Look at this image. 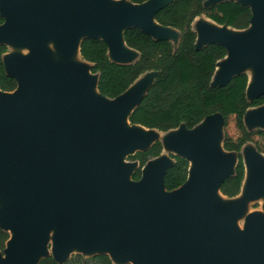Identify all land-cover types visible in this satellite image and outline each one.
<instances>
[{
  "label": "water",
  "instance_id": "water-1",
  "mask_svg": "<svg viewBox=\"0 0 264 264\" xmlns=\"http://www.w3.org/2000/svg\"><path fill=\"white\" fill-rule=\"evenodd\" d=\"M171 1L0 0L5 19L0 44L57 37L63 50L77 48L81 57L82 40L94 37L106 43L110 61L134 64L140 55L126 45V27L178 45L179 31L155 21L156 12ZM224 1L249 7V26L235 29L199 16L207 23H201L198 32L192 22L195 46L217 43L227 51L217 62L212 86L243 73L248 76L249 59L256 57L252 74L256 80L250 86L248 77L246 87L248 99L256 98L264 94V0H206L204 5ZM5 54L4 68L17 87L0 90V195L8 199L0 209V227L10 234L0 264H37L43 258L51 216L57 218L51 256L59 263L77 246L106 254L114 264H264V215L249 214L239 229L234 222L239 206L219 198L227 197L220 185L236 167L231 170V159L220 153L224 128L219 113L192 129L181 125L166 131L182 130L171 137L167 148L189 162L184 184L167 191L163 176L174 162L171 157L160 154L149 160L138 181L131 179L138 163L132 161L134 167L120 159L122 153L133 155L156 141L162 145L160 140L148 144L153 136L145 132L156 129L129 122L155 71L141 74L124 93L106 99L97 89L98 74L91 73L92 64L82 57L88 72L77 65L53 67L41 49L26 57L5 59ZM72 94L77 101L70 105L67 99ZM123 119L136 129L125 130ZM243 121L247 130H264V104L249 108ZM246 145L250 147L240 191L255 198L264 195V154L250 142L242 148ZM228 152L237 164L236 153ZM247 166L252 175L245 187Z\"/></svg>",
  "mask_w": 264,
  "mask_h": 264
},
{
  "label": "trees",
  "instance_id": "trees-1",
  "mask_svg": "<svg viewBox=\"0 0 264 264\" xmlns=\"http://www.w3.org/2000/svg\"><path fill=\"white\" fill-rule=\"evenodd\" d=\"M142 4L148 0H128ZM206 0H172L155 14V21L164 27L179 31V42L175 46L166 39H154L138 27L123 30L126 45L136 50L140 57L134 64H118L110 61L106 43L98 38H84L80 44L81 57L90 62L92 74H98L97 89L106 99H114L124 93L135 80L147 71H155L151 86L139 104L129 114V122L148 129L166 132L184 125L187 129L197 126L205 117L219 113L223 119V147L237 156L235 174L224 179L220 191L224 196L239 194L244 179V163L241 148L252 143L259 153L264 154V130H247L244 116L249 108L264 104V94L248 99L246 87L248 76L243 73L228 83L212 86L211 79L217 62L227 55L224 46L209 43L195 46L196 33L192 22L204 16L216 24L235 29H246L251 20V9L237 1H224L205 6ZM5 19L0 13V25ZM7 46L0 44V90L11 92L16 89V80L6 73L3 55ZM162 152L159 141L147 150L136 152L129 158L138 163L131 179L138 181L146 163ZM174 160L167 168L163 183L167 191L180 187L187 180L189 162L180 156L170 155ZM10 234L0 227V252H3ZM83 259L75 255L76 260ZM92 264H114L106 254L90 257ZM67 262V261H66ZM57 262L51 255L43 257L37 264H70ZM130 264V263H127Z\"/></svg>",
  "mask_w": 264,
  "mask_h": 264
},
{
  "label": "rangeland",
  "instance_id": "rangeland-1",
  "mask_svg": "<svg viewBox=\"0 0 264 264\" xmlns=\"http://www.w3.org/2000/svg\"><path fill=\"white\" fill-rule=\"evenodd\" d=\"M194 23V28L199 32V27L201 23H207L204 19L202 18H197L193 21ZM230 33L241 35L245 31H229ZM86 34H82V37H84ZM170 38L174 41L175 40V34L174 32L170 34ZM7 47L8 50L5 54V59L10 58V57H26L31 54V52L35 49H41L45 51L50 63L52 64L53 67H62L66 65H77L78 67H81L85 69V71L88 72V67L89 65L82 60L80 57L77 48H70L68 50H63L59 39L57 37H49L45 36L42 40L39 42L32 41L30 39H23L18 42H7ZM132 55H135L132 53ZM225 60L221 61L219 65H222V63ZM257 58L256 57H251L249 59V64L246 67V72L249 75L252 76L253 72L256 70L257 66ZM252 71V72H250ZM216 74L218 75V71H216ZM151 78V76H150ZM250 78V77H249ZM148 81V80H147ZM95 97L99 98L97 95H94ZM77 101V96L72 94L68 97L67 99V104H74ZM126 122V123H125ZM123 128L127 131H131L136 129L135 127L131 126L126 120L121 121ZM125 123V124H124ZM129 124V125H128ZM249 127H254V126H249ZM182 130H175V131H169V132H159L156 130L152 131H146L145 133H151L152 140L148 143L151 144L154 140H160L162 142V152L160 157L162 158H168L170 159V155L175 154L176 151L172 150L171 148H167V143L173 137L174 135H178L181 133ZM164 141H165V146H164ZM250 145H246L242 148L241 153L244 159V164L247 163V150ZM220 153L229 157L231 159V170H234V167L236 165V158L233 155V153L228 152L224 149H220ZM130 153H122L120 155L121 162L123 164H129L133 163L130 160ZM155 159L154 161H156ZM264 160V156H263ZM134 167L136 166V163H133ZM234 172V171H233ZM219 198L224 201L225 203H235L239 206V211L234 217V222L236 226L239 229H243L246 223L247 216L251 213H260L264 215V195L257 196L255 198H249L247 197L244 193L240 191V193L233 197V198H225L222 196H219ZM0 209L5 207L8 204V199L4 194L0 195ZM51 226L47 230L43 247H44V254L41 255V257H46L48 255H53L54 254V249H55V240H56V235H57V218L55 216H51ZM95 253H99L98 251H87V250H82L78 248L77 246H72L67 254L65 255V258L63 262L68 263L70 261V264H92L90 257L94 255ZM75 255H82L83 259L76 260L77 262H71L73 259H75ZM5 256L4 251L0 252V258L3 259ZM115 262H120V261H115Z\"/></svg>",
  "mask_w": 264,
  "mask_h": 264
},
{
  "label": "bare ground",
  "instance_id": "bare-ground-1",
  "mask_svg": "<svg viewBox=\"0 0 264 264\" xmlns=\"http://www.w3.org/2000/svg\"><path fill=\"white\" fill-rule=\"evenodd\" d=\"M206 19V18H205ZM209 21V23H212V24H214L213 22H211L210 20H208ZM215 25V24H214ZM249 85L251 86V85H253L254 84V82H255V80H256V77H253V75L251 76V75H249ZM126 123V122H125ZM124 123V124H125ZM129 125V124H128ZM217 143H219L220 144V139H219V141L217 142ZM262 156V155H261ZM261 156H259V157H261ZM251 175H252V173H251V169L249 168V166H247V168H246V180H245V187H247V185H248V183H249V181H250V179H251ZM217 195V194H216ZM223 200V199H222ZM1 204V203H0ZM112 257L114 258V259H120V258H118L117 257V255H115V254H113L112 253Z\"/></svg>",
  "mask_w": 264,
  "mask_h": 264
}]
</instances>
